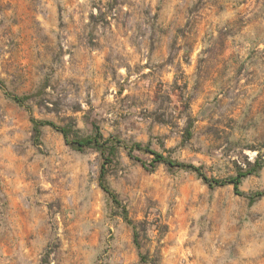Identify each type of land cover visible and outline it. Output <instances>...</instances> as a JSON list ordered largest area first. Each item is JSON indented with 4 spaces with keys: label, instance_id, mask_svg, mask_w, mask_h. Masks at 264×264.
I'll return each instance as SVG.
<instances>
[{
    "label": "rangeland",
    "instance_id": "rangeland-1",
    "mask_svg": "<svg viewBox=\"0 0 264 264\" xmlns=\"http://www.w3.org/2000/svg\"><path fill=\"white\" fill-rule=\"evenodd\" d=\"M259 190L264 0H0V264H264Z\"/></svg>",
    "mask_w": 264,
    "mask_h": 264
},
{
    "label": "trees",
    "instance_id": "trees-1",
    "mask_svg": "<svg viewBox=\"0 0 264 264\" xmlns=\"http://www.w3.org/2000/svg\"><path fill=\"white\" fill-rule=\"evenodd\" d=\"M12 99L14 101L20 103V104H23L25 99H26V96L13 95ZM31 122H32V126H33L34 135H35L36 140H39V138H40L42 126L49 125V126L53 127L54 129L58 130L62 134L65 142L77 150H82L84 147L92 146V147L97 148L101 152L106 153L107 155H111V156L116 151L115 144L113 143L114 139L110 138V137L105 138L102 135V133L99 131L98 127H95L96 131L93 135L76 136L75 134L72 135L74 132L72 130V127L69 125H58L54 121L40 120V119H36L34 117L31 118ZM115 141L119 142V140H115ZM127 148L129 149V151H132L135 148L148 151L151 154H153L154 161L163 162V163L170 165V166H179L181 168H186L188 170H191V171L195 172L199 177H201L205 182H207L209 184H213V183L219 184V185L231 184L233 186L234 191L238 194H242V192L239 191V186H240V183L242 181V178L246 175L254 173L261 166V164L256 159L254 163L250 164L249 168L244 169L242 171H238L235 175L230 176L227 179L217 180V179H210L209 177H207L206 174L202 171L200 166L194 165L192 163H184V162L169 159V158L165 157L163 154H161L157 151L150 150V149H148L147 146H143L140 143H132L130 145H127ZM99 185L108 194V196L110 197L114 206L120 208L121 216L128 223L132 224L133 228L136 230L137 225L131 219H129L127 209L122 204L121 200L119 199V197L115 193V191L113 189H111V187L106 182L105 173H104L103 169L100 170ZM263 195H264V190H259V191H255L254 193L249 195V198L251 200H254L256 198H260ZM135 242H136V240H135Z\"/></svg>",
    "mask_w": 264,
    "mask_h": 264
}]
</instances>
